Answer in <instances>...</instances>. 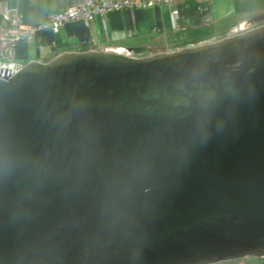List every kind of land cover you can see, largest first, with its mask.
<instances>
[{
    "label": "water",
    "instance_id": "water-1",
    "mask_svg": "<svg viewBox=\"0 0 264 264\" xmlns=\"http://www.w3.org/2000/svg\"><path fill=\"white\" fill-rule=\"evenodd\" d=\"M0 68V264L264 256V23L170 51Z\"/></svg>",
    "mask_w": 264,
    "mask_h": 264
},
{
    "label": "crops",
    "instance_id": "crops-1",
    "mask_svg": "<svg viewBox=\"0 0 264 264\" xmlns=\"http://www.w3.org/2000/svg\"><path fill=\"white\" fill-rule=\"evenodd\" d=\"M81 1L0 0V5L14 9L25 23L35 24ZM174 8L179 9L176 29L169 20ZM261 10L264 0H181L170 6L123 8L94 16L88 26L72 20L57 32L38 31L31 39L16 43L15 60L23 66L29 61H49L63 52L117 50L143 56L170 51L239 32L261 16ZM183 43L189 44L178 47Z\"/></svg>",
    "mask_w": 264,
    "mask_h": 264
},
{
    "label": "built area",
    "instance_id": "built-area-1",
    "mask_svg": "<svg viewBox=\"0 0 264 264\" xmlns=\"http://www.w3.org/2000/svg\"><path fill=\"white\" fill-rule=\"evenodd\" d=\"M176 1L181 0H82L76 5L49 14L35 24L25 23L14 9L7 5H0V68L10 69L7 78L15 74L21 67L15 60L16 43L20 40L31 39L38 31L57 32L72 20H80L88 26L94 16H103L110 11L123 8H147L156 5L170 6ZM178 17L179 9L174 8L169 12V20L173 29L178 27ZM0 78L3 77L0 76Z\"/></svg>",
    "mask_w": 264,
    "mask_h": 264
},
{
    "label": "rangeland",
    "instance_id": "rangeland-1",
    "mask_svg": "<svg viewBox=\"0 0 264 264\" xmlns=\"http://www.w3.org/2000/svg\"><path fill=\"white\" fill-rule=\"evenodd\" d=\"M261 16L256 18V24L264 23V10L260 11ZM209 264H264V256H245L235 259L221 260Z\"/></svg>",
    "mask_w": 264,
    "mask_h": 264
},
{
    "label": "trees",
    "instance_id": "trees-1",
    "mask_svg": "<svg viewBox=\"0 0 264 264\" xmlns=\"http://www.w3.org/2000/svg\"><path fill=\"white\" fill-rule=\"evenodd\" d=\"M186 44H189V43H183L182 45H180V46H178V47L184 46V45H186ZM175 48H177V47H175ZM140 50H143V49L141 48Z\"/></svg>",
    "mask_w": 264,
    "mask_h": 264
}]
</instances>
